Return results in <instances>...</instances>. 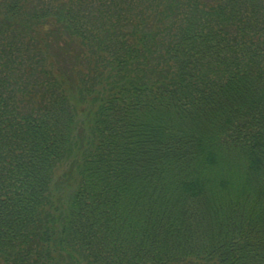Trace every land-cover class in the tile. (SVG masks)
<instances>
[{"label": "trees", "instance_id": "16d2710c", "mask_svg": "<svg viewBox=\"0 0 264 264\" xmlns=\"http://www.w3.org/2000/svg\"><path fill=\"white\" fill-rule=\"evenodd\" d=\"M0 259L264 264V0H0Z\"/></svg>", "mask_w": 264, "mask_h": 264}, {"label": "rangeland", "instance_id": "374dc122", "mask_svg": "<svg viewBox=\"0 0 264 264\" xmlns=\"http://www.w3.org/2000/svg\"><path fill=\"white\" fill-rule=\"evenodd\" d=\"M64 167H65V165H64ZM64 167H62V168L60 167L59 170H58L57 172H58V173H61V172L63 171ZM0 262H1V259H0Z\"/></svg>", "mask_w": 264, "mask_h": 264}]
</instances>
